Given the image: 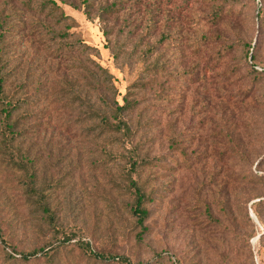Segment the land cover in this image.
Instances as JSON below:
<instances>
[{"label": "rangeland", "instance_id": "374dc122", "mask_svg": "<svg viewBox=\"0 0 264 264\" xmlns=\"http://www.w3.org/2000/svg\"><path fill=\"white\" fill-rule=\"evenodd\" d=\"M54 1L75 20L70 31L95 48L112 85L101 79L98 86L81 67L70 72L55 55L51 34L44 38L37 22L56 32L64 25L46 10L0 0L8 27L6 91L27 97L18 142L38 183H56L47 191L55 224L76 234L47 264H264V204L261 221L247 213L264 197V180L244 177L264 172V71L253 72L245 59L250 45L264 68V0H87L89 17L82 0ZM68 85L96 103L102 93L119 103L128 93L135 100L125 118L132 146L150 160L132 175L153 191L145 231L124 187L130 145L94 129L79 107H64ZM38 216L19 173L0 159V264H46L40 252L29 262L18 253L57 244L53 227ZM78 238L118 262L89 258L73 244Z\"/></svg>", "mask_w": 264, "mask_h": 264}, {"label": "trees", "instance_id": "16d2710c", "mask_svg": "<svg viewBox=\"0 0 264 264\" xmlns=\"http://www.w3.org/2000/svg\"><path fill=\"white\" fill-rule=\"evenodd\" d=\"M33 2L39 7L40 11L44 12V10H46V15H49L54 21H57L58 24L64 25L63 31L56 32L54 28H50L45 22L39 20L36 27L38 32L46 39H48V35L51 34L50 39L55 45V48H53L55 55L64 57L67 61V67L70 68V72L78 73V71H80L78 68L81 67L82 72H84L86 77L95 81L96 84L101 82L102 79L103 82L111 88L112 75L105 67L101 66L93 58L94 54L92 53V50L95 48L87 44L81 38L75 36L76 34L74 31H70L76 23L75 20L69 14L63 12L62 8L56 4L54 0H26V3L28 4ZM65 2L75 9H80V3H72L70 1ZM81 3H85L84 12L89 17V12L87 11V8H85V6L88 5L87 0H82ZM219 10V7L214 9L215 18H218V16L221 15ZM255 17L257 20L262 19L260 9L257 10ZM7 30L6 19L3 18L0 13V159L3 164L11 167L19 173V179L25 187L26 197L29 199V204L33 211L38 213V217L53 227L57 239L56 245L51 242L47 246H43L27 253H18L22 260L29 262L30 256L40 252L42 258H44V261L47 264V262L51 263L53 261V254L60 248V246L70 242L76 237V234L74 232H69L68 234L63 228L58 227L55 224L56 210L54 208L55 206L53 207V204L50 202L51 196L47 191L50 190V187L48 186L54 187L56 183L51 182L48 184L44 183L43 185L39 184V176L33 160H31L20 148L18 139L21 132L18 131V123L24 114L23 112H19L22 111V105L26 103L27 97L25 93H22L19 97H15L13 92L6 91V83L9 76L6 70L7 62L2 60V53L6 46L5 40L7 38ZM104 33L108 40L111 41L109 31L104 30ZM112 53L114 57H117L119 55V48L115 49L112 47ZM246 58L248 59L253 72L263 73L262 71H264V68H258L255 55L253 54V47L250 45L245 47V59ZM98 86L100 85L98 84ZM98 89L103 91L102 88L98 87ZM64 98V107L73 108L77 106L79 107V110L83 111L84 116L88 115L86 117L87 119L95 121L94 129L99 128V132L103 130L104 133L108 132L109 135H115L113 139L116 142H119L123 148H125L127 144L130 145V147L127 148L128 150L130 149V156L127 157L126 161L130 171L126 172V184L124 187L131 198L129 211L131 215L134 216L135 223L140 227L141 231H145L144 222L149 215V209H147L145 205L153 191L148 190L143 183L133 178L132 175L135 171H138V168L142 164L150 163V160L145 159L144 156H138L136 143H133L134 146H132L131 143L134 138V129H132L125 118L126 113L133 111L135 100H133L128 93L127 96L125 95L123 97V102L119 103L114 97L113 99H110L105 93H102L101 95L99 94V102L96 103L95 101H92L90 97H84L81 94L80 89L74 88L72 85H68V89L65 90ZM257 172V170H255V173L246 172L244 177L254 182L263 181L264 172L259 173L258 175ZM257 198V200H254L249 204L247 213L249 218L252 219L249 212V209H251L259 222V220L261 221L260 207L264 204V197ZM206 213L208 218L212 217L207 208ZM73 244L80 248L83 253L87 254L89 258L94 257L101 261L118 260V257L94 252L89 242L82 238L73 241ZM8 256L14 258L11 253H9ZM120 262L126 264L128 260L122 258Z\"/></svg>", "mask_w": 264, "mask_h": 264}, {"label": "water", "instance_id": "95a60500", "mask_svg": "<svg viewBox=\"0 0 264 264\" xmlns=\"http://www.w3.org/2000/svg\"><path fill=\"white\" fill-rule=\"evenodd\" d=\"M249 212H250L251 218L254 219L255 221H257V218H256L255 214L253 213V211L251 209H249Z\"/></svg>", "mask_w": 264, "mask_h": 264}]
</instances>
